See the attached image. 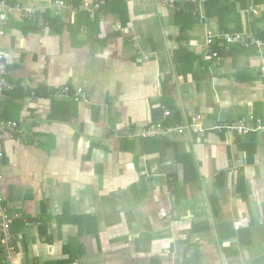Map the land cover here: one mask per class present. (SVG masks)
Here are the masks:
<instances>
[{
  "label": "crops",
  "instance_id": "1",
  "mask_svg": "<svg viewBox=\"0 0 264 264\" xmlns=\"http://www.w3.org/2000/svg\"><path fill=\"white\" fill-rule=\"evenodd\" d=\"M8 1L41 23L13 12L0 39L1 116L20 131L3 144L0 264H264V133L128 137L262 114L258 57L230 45L206 60L203 32L264 40V0L257 15L248 0H208L206 26L187 0H112L94 19L67 8L89 0Z\"/></svg>",
  "mask_w": 264,
  "mask_h": 264
},
{
  "label": "built area",
  "instance_id": "2",
  "mask_svg": "<svg viewBox=\"0 0 264 264\" xmlns=\"http://www.w3.org/2000/svg\"><path fill=\"white\" fill-rule=\"evenodd\" d=\"M88 4H84L79 7H72V5L67 6L64 0H54L53 6L57 11H60L62 8L66 7L76 12L78 10H86L90 16V18L94 19L95 13L99 12L102 6L106 5L108 2L112 0H89ZM159 5L166 7L168 9L177 11V1L178 0H155ZM208 0H187V2L196 8L198 14V20L200 24L206 26L205 15L202 11V6ZM234 1V0H232ZM249 5L243 11L245 14L257 15L258 11L256 6L254 5V0H248ZM13 12H17L23 18L28 20H37L40 21V9L36 7L29 6H21V5H13L10 6L6 3L5 0H0V39L4 36L5 30L7 28V23ZM203 40L205 46L209 49L208 54L204 55V59L210 60L215 58L220 60L218 52L213 50V46L218 47H227L230 45H235L240 48L250 49L259 59V73L262 78H264V40L256 37L251 32H234V33H226L222 32H212L209 28L204 27L203 32ZM148 57L146 56L145 59ZM7 68L4 61V55L0 51V104L3 98L4 92L10 90L12 86L8 82L7 79ZM24 87L26 86L23 85ZM81 90L78 89L76 92L75 99L80 97ZM67 93L66 90L63 91V94ZM164 117L167 118L170 116L169 110H164ZM214 131L217 133H234L236 135H247L252 133H264V110L260 116L254 117L253 115L243 116L239 119L230 122V123H215L213 126L207 128L201 123V116L196 115L191 118L190 121H186L182 124L176 125H163L161 123H157L151 127H143L139 130H131L129 132L128 137L131 139L139 140V139H166L171 140L173 138L182 136L186 133H194L199 136H203L207 131ZM19 126L18 123L12 120L3 119L1 117V105H0V164L4 157L3 144L5 142L13 140L18 134ZM1 179V175H0ZM2 198H0V215L2 218L1 229L8 230L9 222L6 214V209L1 206ZM175 212L171 211V213L167 216L166 219H170L174 216ZM242 227L241 221H236L233 225L234 230H238ZM192 250L188 252L190 255Z\"/></svg>",
  "mask_w": 264,
  "mask_h": 264
},
{
  "label": "trees",
  "instance_id": "3",
  "mask_svg": "<svg viewBox=\"0 0 264 264\" xmlns=\"http://www.w3.org/2000/svg\"><path fill=\"white\" fill-rule=\"evenodd\" d=\"M5 1H6V3H7L8 5L11 6V4L9 3L8 0H5ZM215 1H216V0H215ZM217 1H219V0H217ZM225 1H227V0H225ZM209 2L211 3V0L208 1V3L206 4V6L209 5ZM9 20H10V18H9ZM9 20H8V21H9ZM7 25H8V23H7ZM5 32H6V30H5ZM4 35H5V34H4ZM70 93H71V95H72V92H70ZM70 93H69V94H70ZM35 95L38 96V97L41 96V94L39 93V91H36V92H35ZM1 117H2V116H1ZM157 123H161V124H163V125H170V124L172 125V124H174V123H167V121H160V122H157ZM157 123H155V124H157ZM155 124H152V125H155ZM174 125H176V124H174ZM176 138H177V137H176ZM174 139H175V138H173V139H171V140H167V142L173 141ZM164 140H166V139H164ZM162 141H163V140H162ZM43 231L45 232L46 229H45V230L42 229V232H41V234H40L41 236L46 235V234H44ZM234 231H235V230H234ZM44 237H47V236H44ZM48 241H49V240H48ZM194 255H195V253H193V255H192L191 257H193ZM73 262H74V261H73ZM73 262H72V261H69V264H71V263H73ZM187 264H188V263H187ZM195 264H198V262H195Z\"/></svg>",
  "mask_w": 264,
  "mask_h": 264
},
{
  "label": "bare ground",
  "instance_id": "4",
  "mask_svg": "<svg viewBox=\"0 0 264 264\" xmlns=\"http://www.w3.org/2000/svg\"><path fill=\"white\" fill-rule=\"evenodd\" d=\"M190 250H192V248H191V249H189L188 251H190ZM193 253H194V252L192 251V253H191V256L193 255ZM188 264H190V263H188ZM191 264H192V263H191Z\"/></svg>",
  "mask_w": 264,
  "mask_h": 264
}]
</instances>
